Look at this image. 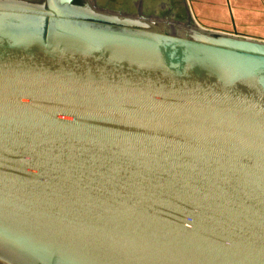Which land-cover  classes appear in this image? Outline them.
I'll list each match as a JSON object with an SVG mask.
<instances>
[{"label":"water","instance_id":"95a60500","mask_svg":"<svg viewBox=\"0 0 264 264\" xmlns=\"http://www.w3.org/2000/svg\"><path fill=\"white\" fill-rule=\"evenodd\" d=\"M185 10L0 0V264H264V40Z\"/></svg>","mask_w":264,"mask_h":264},{"label":"rangeland","instance_id":"374dc122","mask_svg":"<svg viewBox=\"0 0 264 264\" xmlns=\"http://www.w3.org/2000/svg\"><path fill=\"white\" fill-rule=\"evenodd\" d=\"M185 6H193L196 10L201 11L200 17L196 20L200 27L206 29L217 30L218 28H223L231 26L234 31H236L237 26L238 29L250 30L249 25L255 22L252 20V17H249V14L252 15L251 11L248 10L243 14L240 11H237V15L239 20L235 19V14L230 11L229 4H225V2L217 3L216 0H183ZM188 3V4H187ZM190 3H192L190 5ZM117 4V3H114ZM240 6H244L246 9L250 8V5L247 4H239ZM188 6V8H189ZM237 6V4H236ZM192 8V7H191ZM195 11V10H194ZM193 15H197V13L191 11ZM226 16V17H225ZM230 17V18H229ZM228 20V23H226ZM236 22V27L235 23ZM241 22L244 24L242 25ZM231 23L229 26H227ZM248 25V26H247ZM225 26V27H224ZM248 27V28H247Z\"/></svg>","mask_w":264,"mask_h":264},{"label":"flooded vegetation","instance_id":"af4514ba","mask_svg":"<svg viewBox=\"0 0 264 264\" xmlns=\"http://www.w3.org/2000/svg\"><path fill=\"white\" fill-rule=\"evenodd\" d=\"M94 1L96 5L102 10L123 12L130 14L136 13V11L140 9V11L143 12L144 14H156L160 16L172 15L175 18L181 19L185 16V11H186L183 0H94ZM191 4L192 3H190V5ZM188 6L189 5H187V7ZM188 9L190 10V12L193 11L195 14L196 9L193 6H189ZM217 30L222 32H227L226 30L223 29H217Z\"/></svg>","mask_w":264,"mask_h":264},{"label":"crops","instance_id":"0c3cea01","mask_svg":"<svg viewBox=\"0 0 264 264\" xmlns=\"http://www.w3.org/2000/svg\"><path fill=\"white\" fill-rule=\"evenodd\" d=\"M217 3L219 2H225V4H229L230 7V11H232V13L235 14V19L239 20V17L237 15V11H240L241 14H243L244 12L250 10L252 15L249 14V17H252L255 22H253L252 24L249 25L250 30H243V29H237L236 31H234V29L229 26L231 23H229L227 26L229 27H225V29L223 28H218V29H223L226 30V33H230V34H237L239 36H245V37H251V38H256V39H260V40H264V0H216ZM249 4L250 8H245L244 6H240L239 4ZM237 4V6H236ZM196 13H198V11L196 10ZM230 18V17H229ZM235 27H236V22L234 23ZM242 25H244L241 22ZM248 26V25H247ZM248 28V27H247Z\"/></svg>","mask_w":264,"mask_h":264},{"label":"bare ground","instance_id":"6f19581e","mask_svg":"<svg viewBox=\"0 0 264 264\" xmlns=\"http://www.w3.org/2000/svg\"><path fill=\"white\" fill-rule=\"evenodd\" d=\"M197 25H199V24L196 22V25L195 26H197Z\"/></svg>","mask_w":264,"mask_h":264}]
</instances>
